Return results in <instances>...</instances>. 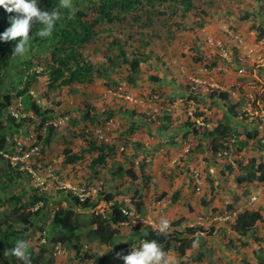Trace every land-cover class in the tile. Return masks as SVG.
<instances>
[{"label": "rangeland", "instance_id": "1", "mask_svg": "<svg viewBox=\"0 0 264 264\" xmlns=\"http://www.w3.org/2000/svg\"><path fill=\"white\" fill-rule=\"evenodd\" d=\"M87 2L71 0L68 8L74 12ZM194 3L188 13L174 4H158L161 12H155L147 26L101 25L82 49L101 69V75L95 74L92 80L49 86L53 35L43 37L45 41L28 48L1 71V92L12 93L13 101L0 118V133L8 134L6 153L0 148V238L9 224L23 226L19 216L35 210L33 200L43 195L48 203L31 216L33 226L17 233L19 240L27 241L28 251L40 254L38 264H121L116 255L121 246L141 244L150 229L157 230L161 218L170 221V231L192 225L204 228L197 232L201 239L185 254L179 253L175 239L161 244L171 264H259L264 260V221H258L247 235L233 227L238 213L245 209L260 210L264 215V181L238 179L249 173L253 159L257 165L264 163V47L259 43L264 37V0ZM65 9L60 2L57 10L61 15ZM236 34L241 40H236ZM210 37L224 42L230 59L210 44ZM115 39L124 44L130 58L133 52L143 56L135 76L121 58L109 63V55L118 52L117 45H112ZM219 63L228 71L219 70ZM36 66H43L44 72H37ZM205 67L209 68L206 76L223 84L222 92H228V98H221L220 90L191 88L190 76ZM131 78L136 79L131 82ZM26 83L42 110H51L45 125H41L42 116L33 112L27 94L19 93ZM126 94L134 99H127ZM12 107L22 112L15 121L9 119ZM190 110L194 118L205 114L208 125H199ZM111 119L105 130L108 140L99 138L97 129ZM221 123L230 124L228 147L216 150L210 131ZM51 124L55 131L48 143L46 126ZM255 130L257 134L249 136ZM95 138L98 144H105L104 152H112L98 165L92 161L100 151L89 142ZM176 142L192 153L184 152L175 161L170 149ZM66 147L79 158L69 162ZM138 149L153 152L152 164L140 165L132 159ZM192 168L203 176L200 189ZM129 170L135 171V178ZM69 184L90 188L96 207L77 204ZM108 192L133 214L119 225L120 232L112 242L103 243L94 235L96 225L91 220L95 215H111L113 201L106 199ZM140 201L143 206L139 208ZM69 207L77 210L79 237L56 243L53 214L57 208ZM6 249L0 250V264H15L12 255H4ZM202 253L204 258L197 259Z\"/></svg>", "mask_w": 264, "mask_h": 264}, {"label": "trees", "instance_id": "2", "mask_svg": "<svg viewBox=\"0 0 264 264\" xmlns=\"http://www.w3.org/2000/svg\"><path fill=\"white\" fill-rule=\"evenodd\" d=\"M194 1L195 0H88L85 8L80 7L74 12L71 11V9L66 8L63 15H61L60 20L57 21L52 33L51 54L53 55L54 64L50 70L51 81L49 86L55 87L62 84H72L74 82L92 80L95 74L101 75V69L95 66L91 60H88L84 56L82 49L96 37L100 30L99 28L104 23H119L121 26L126 25V23L130 25H134L136 23L142 26H147L152 21L153 14L155 12H161L156 7L158 4H174L178 8H181L184 13H188L193 7H195ZM60 2L61 0H38L39 6L48 11L58 9ZM15 15H17V13H9L2 6H0V32H3L10 26L9 18ZM42 27L43 25L40 23L33 24L29 33L31 39L28 48H33L36 43L45 41L43 37L37 35V32ZM262 32H264V29ZM15 43V41L0 42V74L1 71L6 70L12 61L18 56L13 52ZM112 45H117L116 48L118 52L115 56L109 55V63L113 64L115 59L119 57L129 65L131 74L135 76V74L140 70L141 62L144 61L141 53L133 52L134 55L130 58L124 44L121 43V41L115 39L112 41ZM135 79L136 78H131L130 81L134 82ZM19 93L27 94V96L31 99L33 112L42 116L43 119L41 121V125H45L48 121L47 115L51 112V110H42L37 101L35 99L33 100L32 94L29 93L28 83L25 84ZM219 96L221 98H228L229 93L226 91L222 92V90H220ZM12 101L13 94L10 92L2 94L0 89V118L4 116V111L12 105ZM9 119L15 121L18 118L11 114L9 115ZM46 128H49V133L46 139V142L49 143L51 135L55 131V127L51 124L46 126ZM230 129V124L221 123L210 131V135L213 136L212 144L216 150H218L219 147H228L226 139ZM195 131L200 132L198 128H196ZM256 134L257 130L253 133L249 132V136H254ZM89 142L91 143L92 149L100 151L97 158L93 159L92 164L98 165L99 163L104 162L108 157V152H104V148L106 147L105 144H98L96 138L95 140H89ZM7 143V132H1V153H6L4 151H7ZM111 149L112 148H109V150ZM64 151L69 162H74L80 156L79 154L72 152V149L69 147H66ZM251 167V170L246 176L238 178L239 181H264V163L257 165L253 159ZM129 172L133 175V178L136 177L134 170H129ZM74 199L77 204L81 205L83 208H92L93 206L96 207L98 204L97 202H92L91 197L81 200L79 196L74 195ZM106 199L108 201H113L111 215L108 218H103L100 214L95 215L91 221L96 225L93 229L94 235L101 242L110 243L112 242L114 236L120 232L119 225L126 222L129 216L122 211L124 203L116 200L114 193H106ZM40 201L43 203L42 205H40ZM47 203L48 201L45 196L41 195L35 197L32 204L34 206L37 204L38 207L35 210H29L27 214L24 212L21 213L19 220H22L24 223L23 226L18 228H16L13 224H9L7 226L3 232V236L0 238V250L4 247H7L9 250L11 249L15 245L16 241L19 240L20 234L17 235L18 231L23 232L27 230V227L33 226L31 216L33 214H39L41 209L45 207ZM21 206L27 207L28 204H23ZM141 206H143V202H137V207L140 208ZM53 215V228L58 229L57 234L54 235L53 238L54 242L66 243L79 237L81 224L75 208H57ZM258 221H264V215L260 210L245 209L238 213L233 227L241 235H247L255 227ZM17 222L21 223V221ZM176 223L179 222H175V224ZM199 231H204V228L199 225H192L185 227V230L182 231L168 230V235L165 236L163 234H159L156 229H150L145 235V238L146 240L156 239L160 244L166 243L170 239H175L179 243V253L185 254L188 249H193L195 243L201 239V237L197 234ZM25 237L26 235L23 238L26 239ZM76 248L79 252L80 247L77 245ZM29 254L31 264H38L40 254H35L33 251H29ZM203 258V253L197 257L199 260H202ZM12 259L15 264H23V261H17L15 256H12ZM97 263L101 264L100 262ZM259 264H264V260H261Z\"/></svg>", "mask_w": 264, "mask_h": 264}, {"label": "clouds", "instance_id": "3", "mask_svg": "<svg viewBox=\"0 0 264 264\" xmlns=\"http://www.w3.org/2000/svg\"><path fill=\"white\" fill-rule=\"evenodd\" d=\"M61 4L65 8L71 7V0H61ZM0 6L9 13H17L9 18L10 26L0 32V42L15 41L13 52L21 56L28 49L31 39L29 33L34 23L43 25L37 32L38 36L50 37L57 21L61 18L57 9L52 11L42 9L38 0H0ZM169 226L170 221L167 218H161L157 226L158 233L167 236ZM28 248L27 241L20 239L10 250L6 249L4 255L10 254L23 261V264H31ZM116 255L123 259L124 264H171L170 258L156 239L142 241L138 247L133 246L129 254L122 255L118 252Z\"/></svg>", "mask_w": 264, "mask_h": 264}, {"label": "built area", "instance_id": "4", "mask_svg": "<svg viewBox=\"0 0 264 264\" xmlns=\"http://www.w3.org/2000/svg\"><path fill=\"white\" fill-rule=\"evenodd\" d=\"M235 37H236L237 41L241 40L240 36L238 34H236ZM209 42H210L211 45H213V46H215V47H217L219 49L220 54L223 57H225L227 59H230L228 57V50H227L224 42L221 39H212L210 37L209 38ZM259 43L261 44V46L263 48L264 47V37L261 40H259ZM217 68L219 70H222V71H228V67L226 65L222 64V63H219ZM34 69L37 72H42L44 67L43 66H36ZM239 72L243 73V74L246 73L244 68H239ZM208 73H209V68L205 67L200 72H198V73H196L194 75H191L190 76L191 88L192 89H197L200 86H205L206 89L212 88V90H214V89H217V90L224 89L223 84H221L220 82L215 80L213 77L212 78H210V77L208 78L206 76V74H208ZM122 95H124V94H122ZM125 97L127 99H130V100L134 99V96H132L131 94H126ZM10 112L16 118H21L22 117V112L20 111V109L18 107H12ZM189 114L192 115L193 118H194L192 110L189 111ZM205 118H206L205 114H200V115L196 116L194 119L197 121V123L199 125H201V124L202 125H208L205 122ZM111 123H112V119L109 120V122H107V126L100 127V128L97 129L96 134L98 135L99 138L108 140V138L105 136L106 135L105 130H106V128H108V129L110 128ZM220 154H221V152H220ZM210 171L213 172L214 169L211 168ZM33 174L36 175V172L33 171ZM192 176L194 177L195 184H196L197 188L200 189L201 185L203 184V176H202V174L200 173V171L198 169L192 168ZM66 187H68V186H66V185H61L60 186V188H66ZM69 187H70L69 189L72 190L73 194L76 195V196H79V198L81 200H85L86 198H88V197H90L92 195L91 189L88 188L87 186H72V185L69 184ZM253 199H254V197H253ZM42 204L43 203L40 201V205H42ZM122 211L126 215H132L133 214V212L129 211L126 208H122ZM139 245H140L139 243H127V244H124V245L121 246L120 252H121L122 255L129 254L132 251V247L133 246L138 247ZM57 247H58V251L61 252L60 245H58ZM121 264H124V261H123L122 258H121Z\"/></svg>", "mask_w": 264, "mask_h": 264}, {"label": "crops", "instance_id": "5", "mask_svg": "<svg viewBox=\"0 0 264 264\" xmlns=\"http://www.w3.org/2000/svg\"><path fill=\"white\" fill-rule=\"evenodd\" d=\"M199 88V87H198ZM194 101H192V102H195V99H193ZM158 108L157 107H155V110H157ZM138 125V124H137ZM133 130V129H132ZM169 130H171V129H169ZM163 131V130H162ZM165 132H167V130H164ZM169 132V131H168ZM167 132V133H168ZM178 137H176V139H177ZM137 145H139V143H136ZM144 148V147H143ZM181 148V149H180ZM140 149V148H139ZM137 150L138 152H133V158L132 159H135L136 161L135 162H137V163H139L140 165L142 164V165H145V162H149V161H151L150 163H148V165L149 164H152V161L153 160H155V156L153 157V152H148V151H146V152H140V150ZM145 149V148H144ZM190 148L189 147H187V146H183V144L182 143H180V142H176V143H174V144H172L171 145V155H170V157H172V158H174V160L176 161L177 160V158H178V156L179 155H183V153L184 152H186L187 154H191L192 152H189L190 150H189ZM112 154V152H108V156L109 155H111ZM133 163V162H132ZM132 166H134V168H135V165L134 164H132ZM191 167H194V165H192V166H190V168ZM119 168H121V167H119ZM175 173V172H174ZM176 174V173H175ZM175 176V175H174ZM148 178H149V174H148ZM118 197L117 196H115V199H117Z\"/></svg>", "mask_w": 264, "mask_h": 264}]
</instances>
